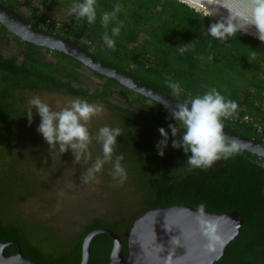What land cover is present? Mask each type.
I'll return each mask as SVG.
<instances>
[{
  "label": "trees",
  "instance_id": "trees-1",
  "mask_svg": "<svg viewBox=\"0 0 264 264\" xmlns=\"http://www.w3.org/2000/svg\"><path fill=\"white\" fill-rule=\"evenodd\" d=\"M42 2L48 7L71 9L77 0ZM117 3L122 5L117 21H122L123 27L115 38V49H110L102 39L106 29L100 23V14L113 10ZM0 4L35 28L63 37L181 103L216 88L238 103V114H249L264 122V42L244 32L225 42L216 40L208 34V28L218 20L187 3L180 0H98L95 24L77 20L72 14L70 22L60 27L40 17L27 19L14 0H0ZM115 23L107 29L109 34ZM9 38L23 51L21 55L6 57L0 50V132L5 126L9 132L17 133L15 120L20 114L16 105L24 92H48L81 98L89 103L102 102L108 110L106 124L120 128L122 133L117 138L114 157L123 156L122 166L129 171L141 198L137 211L140 213L133 220L126 221L124 214L96 218L84 228L72 248L57 255H48L36 245L31 238L34 230H25L12 213L8 218L0 216V241L17 242L26 257L41 264H81L87 235L97 229H110L123 240L127 260L128 237L139 217L154 208L188 205L221 214L237 211L245 221L240 236L216 264H264V159L241 150L228 160L216 162L210 169H195L187 163L182 149L171 147V140L164 156H160L156 148L161 139L158 130L165 128L171 137L168 125L175 123L167 109L66 54L24 42L0 24V45ZM181 46L186 48L183 53ZM83 71L101 80L96 90L79 86ZM169 79L180 84L179 96L167 87ZM117 91L125 97V105L111 102L110 97ZM223 123L240 136L261 140L249 125L228 119ZM94 146L102 150L95 140L90 150H94ZM45 160L50 162L49 158ZM39 161L37 157L36 166L40 165ZM23 187L26 188L25 183L20 184L18 191ZM2 208L0 206V211ZM18 245L10 246L6 253L9 256L17 254ZM113 245L110 236H96L89 264H110Z\"/></svg>",
  "mask_w": 264,
  "mask_h": 264
},
{
  "label": "rangeland",
  "instance_id": "rangeland-1",
  "mask_svg": "<svg viewBox=\"0 0 264 264\" xmlns=\"http://www.w3.org/2000/svg\"><path fill=\"white\" fill-rule=\"evenodd\" d=\"M14 1L29 20L40 17L48 24H57V27L70 22V9L55 5L50 8L42 0ZM0 50L6 57L21 55L23 51L12 38L0 45ZM100 83L101 80L93 73L83 71L79 86L94 91ZM34 96L49 103L53 110H60L74 99L48 92L21 93L23 101H18L16 105L20 114L15 120L17 133L9 132L5 126L0 132V206L4 207L0 216L8 218L12 213L25 230H34L31 238L36 245L48 255H57L62 250L65 252L72 248L84 228L96 218L124 214L126 221L133 220L140 213L137 211L141 195L135 190L128 170L127 180L123 184L113 178L114 155L113 161L106 163L94 180L84 183L82 175L86 174L97 157H102V150L94 146L91 158L85 162L74 160L71 151L61 153L58 146L50 147L37 132L40 117L36 115L31 125L26 117L30 106L28 102ZM110 100L117 105L126 104L120 91ZM93 104L103 105L104 108L100 116L94 117L88 124L95 136L100 127L107 125L108 110L102 102ZM6 125L10 126L9 123ZM238 130L244 132L241 128ZM37 157L40 158L38 166ZM46 158L50 162L47 163ZM22 183L26 188L18 191Z\"/></svg>",
  "mask_w": 264,
  "mask_h": 264
},
{
  "label": "clouds",
  "instance_id": "clouds-1",
  "mask_svg": "<svg viewBox=\"0 0 264 264\" xmlns=\"http://www.w3.org/2000/svg\"><path fill=\"white\" fill-rule=\"evenodd\" d=\"M245 3L244 11L233 14L229 9L227 18L211 24L208 34L218 41L225 42L238 33H247L249 28L254 27L257 38L264 42V0H245ZM98 6V0H77L71 7L70 14H73L77 20H86L88 24H95ZM121 11L122 5L117 3L113 10L103 11L100 14V23L106 29L102 39L110 49H115V38L120 35L123 27V22L117 21ZM113 22L116 23L111 27L109 34L107 29ZM185 50L184 46L180 47L182 53ZM167 87L177 96L180 95L181 86L178 82L169 79ZM28 103L30 106L26 117L29 125L34 123L36 115L40 117L37 132L50 147L58 146L61 153L71 151L74 160L87 162L92 156L90 146L93 140L102 146V157H97L86 174L81 177L84 183L94 180L103 166L113 161L117 138L122 135L121 129L105 125L93 136L88 127L89 122L103 112V105L75 98L60 110H53L49 103L39 96L32 97ZM238 107L236 101L225 97L216 88H211L202 95H196L184 100L183 103L176 104L175 108H166L170 119L175 123L168 125L171 137L165 128L161 127L158 130L161 136L156 144L158 155L164 156L171 140V147L182 149L187 156V163L195 169L207 170L220 160L232 158L241 151V146L237 140L230 139L225 134L223 121L233 117ZM122 160V155L116 157L111 173L121 184L127 180L126 170L121 164ZM203 207L200 205L201 209ZM197 223L207 239L216 240V227L211 221L198 220Z\"/></svg>",
  "mask_w": 264,
  "mask_h": 264
},
{
  "label": "water",
  "instance_id": "water-1",
  "mask_svg": "<svg viewBox=\"0 0 264 264\" xmlns=\"http://www.w3.org/2000/svg\"><path fill=\"white\" fill-rule=\"evenodd\" d=\"M180 1L201 9L206 14L213 13L220 19L229 16V9L234 14L246 8L245 0ZM0 24L24 42L66 54L92 71L118 81L122 86L160 104L165 109L175 108L176 104L181 103L138 78L106 64L63 37L35 28L2 4ZM247 34L257 37L254 27L249 28ZM224 132L230 139L234 138L239 142L241 150L264 159L263 142L240 136L226 127ZM198 220L211 221L215 225L216 240L210 241L204 236L198 226ZM244 225L245 221L237 211L221 214L188 205L154 208L135 221L128 237L127 260L121 237L110 229H97L89 233L83 242L81 264H89L92 242L96 236L103 234L110 236L114 242L110 264H216L226 256L229 246L240 236ZM12 245L18 243L0 241V264H41L26 257L19 245L17 254L9 256L6 250Z\"/></svg>",
  "mask_w": 264,
  "mask_h": 264
},
{
  "label": "built area",
  "instance_id": "built-area-1",
  "mask_svg": "<svg viewBox=\"0 0 264 264\" xmlns=\"http://www.w3.org/2000/svg\"><path fill=\"white\" fill-rule=\"evenodd\" d=\"M228 120L236 124L251 126L256 132L257 136L261 139L259 141L264 143V122L255 120L249 114L241 115L238 113L235 114L233 117L229 118Z\"/></svg>",
  "mask_w": 264,
  "mask_h": 264
},
{
  "label": "bare ground",
  "instance_id": "bare-ground-1",
  "mask_svg": "<svg viewBox=\"0 0 264 264\" xmlns=\"http://www.w3.org/2000/svg\"><path fill=\"white\" fill-rule=\"evenodd\" d=\"M208 13H210V12H208ZM210 14H212L213 16H215V17L219 18L217 15H215V14H213V13H210Z\"/></svg>",
  "mask_w": 264,
  "mask_h": 264
}]
</instances>
